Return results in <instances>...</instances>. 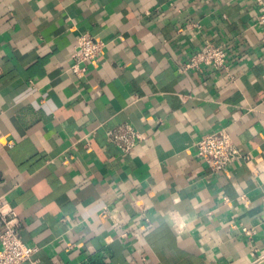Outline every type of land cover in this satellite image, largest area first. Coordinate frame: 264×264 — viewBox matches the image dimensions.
<instances>
[{"label": "crops", "instance_id": "crops-1", "mask_svg": "<svg viewBox=\"0 0 264 264\" xmlns=\"http://www.w3.org/2000/svg\"><path fill=\"white\" fill-rule=\"evenodd\" d=\"M263 9L0 0V201L37 264H264ZM85 34L106 47L76 74ZM206 42L227 69L186 67ZM125 125L131 153L108 137ZM221 130L247 159L215 173L196 146Z\"/></svg>", "mask_w": 264, "mask_h": 264}, {"label": "built area", "instance_id": "built-area-1", "mask_svg": "<svg viewBox=\"0 0 264 264\" xmlns=\"http://www.w3.org/2000/svg\"><path fill=\"white\" fill-rule=\"evenodd\" d=\"M259 19L264 23V9ZM105 47L102 40L89 34L80 36L75 47L71 70L76 74H82L88 67L97 66ZM226 59L227 54L223 47L206 42L186 67L200 70L209 66L224 70L227 69ZM108 137L124 153L133 152L140 140L139 134L129 125L109 132ZM196 147L197 156L215 173H224L236 160L247 159L238 151L226 130L202 136ZM105 213L111 218L112 213L109 210L106 209ZM21 228L22 224L16 210L8 202L0 201V264H37L33 259L37 249L24 242ZM243 231L249 236L252 234L248 229Z\"/></svg>", "mask_w": 264, "mask_h": 264}]
</instances>
